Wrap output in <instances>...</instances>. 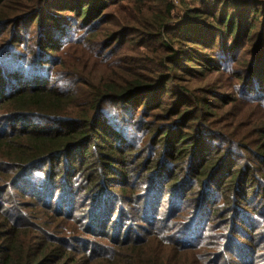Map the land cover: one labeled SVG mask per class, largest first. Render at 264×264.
Segmentation results:
<instances>
[{
  "label": "trees",
  "instance_id": "1",
  "mask_svg": "<svg viewBox=\"0 0 264 264\" xmlns=\"http://www.w3.org/2000/svg\"><path fill=\"white\" fill-rule=\"evenodd\" d=\"M263 253L264 0H0V264Z\"/></svg>",
  "mask_w": 264,
  "mask_h": 264
},
{
  "label": "rangeland",
  "instance_id": "2",
  "mask_svg": "<svg viewBox=\"0 0 264 264\" xmlns=\"http://www.w3.org/2000/svg\"><path fill=\"white\" fill-rule=\"evenodd\" d=\"M60 14H61L60 16H63L60 22L58 24H55L49 21L47 23L49 26L47 27L46 32L50 33L52 31L55 33L54 36L56 38H61L60 42H62L63 49L62 48L60 49L59 60L60 62L62 61V66L67 67V68H69L70 66H76L80 68V70H83L84 68H88V70L84 69L85 71H90L92 67L96 68L97 66H99L98 61L103 62L102 61L103 55H101L102 53H100L101 46H98L96 44L88 48L85 43H89V41L86 38L84 41V36L86 35H84V31L80 30V24L74 18L73 13L67 11V12H62ZM259 14H261V12ZM48 16L46 14L43 17L48 19ZM53 16H56V15H53ZM44 24H45V21H44ZM34 26L36 27L37 24H35ZM82 35H83V39L81 41V44L75 43V39H78ZM87 52L91 54L93 59H97L98 61H93V60L88 59V57L86 56ZM107 53L110 54V49H108L106 54ZM223 81L224 83H227L226 78H224ZM257 259L259 262L262 261V257H258Z\"/></svg>",
  "mask_w": 264,
  "mask_h": 264
}]
</instances>
